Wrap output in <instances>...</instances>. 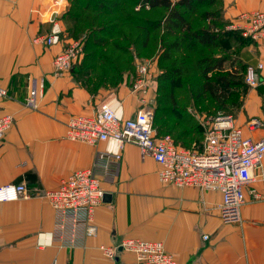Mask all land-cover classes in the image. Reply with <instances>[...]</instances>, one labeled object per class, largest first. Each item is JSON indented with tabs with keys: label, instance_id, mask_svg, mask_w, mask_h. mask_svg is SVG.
Here are the masks:
<instances>
[{
	"label": "crops",
	"instance_id": "0c3cea01",
	"mask_svg": "<svg viewBox=\"0 0 264 264\" xmlns=\"http://www.w3.org/2000/svg\"><path fill=\"white\" fill-rule=\"evenodd\" d=\"M73 0H0V85L9 92L0 99V116L10 113L14 124L0 140V186L24 182L32 193H46L81 168L92 167L105 142L96 145L66 137V122L73 114H93L113 98L124 104V115L134 116L137 101L123 90H92L75 78L73 68L57 75L54 58L70 39L74 21L69 14ZM264 9V0H223V21L243 11ZM53 21L62 29V41L47 45L37 41L48 35ZM249 64L264 63V43H251ZM45 83L37 108L26 103L29 88ZM244 133L258 139L264 133V69L260 83L241 96L233 114ZM253 120L262 125L250 128ZM113 173L97 168L109 201L97 208L84 246L69 248L54 242L39 244V234L54 227V211L40 198L0 203V264H133L134 256L120 251L107 258L100 245H120L125 238L159 240L175 255L177 264H264V160L252 185L261 193H247L237 221L219 216L221 193L194 187L163 184L160 165L143 156L139 147L125 146ZM250 188V187H249ZM248 188V190H249ZM41 203L43 211L41 212ZM44 233L43 235H47ZM204 235H209L204 239Z\"/></svg>",
	"mask_w": 264,
	"mask_h": 264
},
{
	"label": "built area",
	"instance_id": "2783aa9c",
	"mask_svg": "<svg viewBox=\"0 0 264 264\" xmlns=\"http://www.w3.org/2000/svg\"><path fill=\"white\" fill-rule=\"evenodd\" d=\"M226 27L239 30L254 43H264V9L243 11ZM61 35L59 23L53 21L50 33L36 40L47 45H58L62 41ZM82 55L81 42L70 43L55 55V73L63 75L69 72ZM263 69L264 63L261 61L247 65L245 80L250 87L260 83V72ZM152 70L149 62L136 65V78L131 89L137 101L134 116L126 117L122 101L113 98L104 101L93 114H73L68 118L67 139L93 145L105 142L107 146L98 151L97 161L92 167L73 171L55 188L46 191L54 211V227L45 232L50 235V243L47 245L54 242L69 248L85 245L87 235L95 230L92 220L105 195L102 179L96 170L99 168L106 175L113 173V165L121 159L122 150L129 144L139 147L143 156H152L160 165L158 177L161 183L221 193L217 208L223 221L239 219L247 193L256 199L262 197V193L252 184L262 178V174L257 176L255 171L262 168L264 160V133L258 139H253L235 124L232 115L219 114L204 125L201 150L185 149L172 136L159 135L154 126V109L151 105L154 100L150 85ZM44 95L45 83L42 80L36 87L29 88L26 103L37 108ZM8 96V90L0 85V99ZM13 124L12 114L0 116V140L7 135ZM261 125L259 120H253L250 128L256 130ZM28 192L24 182L3 184L0 186V203L17 201ZM43 234L39 236V244ZM208 238L209 235H204V239ZM119 247L134 256L133 264H177L175 255L167 251L164 243L159 240L125 238L120 245L101 244L99 248L107 258L115 260L120 253ZM53 264L60 263L55 260Z\"/></svg>",
	"mask_w": 264,
	"mask_h": 264
},
{
	"label": "rangeland",
	"instance_id": "374dc122",
	"mask_svg": "<svg viewBox=\"0 0 264 264\" xmlns=\"http://www.w3.org/2000/svg\"><path fill=\"white\" fill-rule=\"evenodd\" d=\"M123 1H126L127 7H132L129 4L131 1L134 4L137 3V0ZM176 1L174 0V2ZM222 1L215 0L214 5L198 7L195 13L188 12L187 16L191 19L193 27H208L209 23L213 21L219 26H223L216 16L220 11ZM139 6L138 4L136 7ZM133 11L138 17L149 19L150 22L145 23L147 26H156L151 31L150 41L145 47L142 46L144 27L136 28L132 22L128 26L122 27L130 29L131 34L128 37L105 34L109 44L104 47L91 46L93 39L85 40L86 36L91 35L90 32L88 33V28L92 29L91 23L80 22L84 29L78 28V31L75 32L68 30L67 37L71 39L66 46L72 42L80 41L83 53L95 56L105 54L109 55L112 60L109 65L97 62L94 69L90 71V73L93 71L91 77L79 76V70L75 71V76L80 80V83L88 85L93 91L102 86L114 92L123 90L128 97L133 96L131 89L136 78L137 63L149 62L153 69V79L150 85L154 99L151 105L154 109L155 128L160 133L172 136L185 149L201 150L204 140V125H207V121L219 114L234 116L233 114L241 102V96L249 88L244 80V73L250 62L248 58H251L253 54L251 43L237 33H220L218 37L222 39L223 43L219 47L198 45L192 50L184 48L182 51L169 52L167 44L174 40L175 35L170 34L163 25L158 26V21L164 19L167 10L158 8ZM108 18L110 16L105 17V20ZM93 34L97 37L103 35L98 31H93ZM168 55H171L172 59H168ZM184 56L186 58H183ZM220 59L223 60V68H215L205 77L204 70L210 61L215 65ZM172 60H178V63L183 64V74L176 72L177 66H171ZM88 61L90 65L87 67L91 68L95 62L89 59ZM223 81H229L231 84L228 98L219 95L211 96L204 91L205 89H202L205 83L214 87H223ZM200 126L203 127V130L200 129ZM33 197L49 202L45 192L32 193L29 191L21 199ZM42 211L43 204L41 203ZM43 233L45 232L40 234ZM41 247L43 246L41 245Z\"/></svg>",
	"mask_w": 264,
	"mask_h": 264
},
{
	"label": "trees",
	"instance_id": "16d2710c",
	"mask_svg": "<svg viewBox=\"0 0 264 264\" xmlns=\"http://www.w3.org/2000/svg\"><path fill=\"white\" fill-rule=\"evenodd\" d=\"M215 3V0H177L176 2H174V0H137V3L135 4L132 1L129 2L132 7H127L126 1L123 0H73V6L69 17L74 21V25L72 28H70V30L75 32L78 28L84 29L81 26V23H91L92 29L88 28V33L90 32L91 35L86 36L85 40L87 39L86 41H88L93 39L92 42L90 41L91 46L104 47L109 44V41L107 40L105 34H107L108 36L120 35L122 37H128V35L131 34L130 29L128 28L127 30L126 28L122 27L128 26L132 22L134 23V27L136 28H138L139 26L144 27V35L142 36V46L145 47L150 41L151 31L155 29L156 26L153 25L152 27L150 26V28L149 25L147 26L145 24L150 22L149 19L140 18L136 15L133 10H137L136 6L139 4L141 6L139 8V11L155 10L158 8H163L167 10V14L164 16V19L158 21V26L163 25L164 28L167 29L170 34L175 35L174 40L167 44V49L169 50V52L173 50L182 51L184 50V48L192 50L198 45L207 47H219L223 43L222 39L218 37L220 33H237L242 38L248 39L250 43H254L250 38L244 37L239 30L226 28V26L230 24L232 20L228 22L223 21L221 15L222 6L220 7V11L216 16L217 20L221 22L223 26H219L216 22L210 21L211 23H209L208 27H193L191 19L187 16V13H195L198 7L204 5L211 6ZM147 5L149 7H147ZM182 7L183 9H181ZM107 16H110V18L105 20V17ZM93 31L102 32L103 35H99L97 37L93 34ZM167 58L172 59L171 55H168ZM183 58H186V56H184ZM88 59L90 61L93 60V62H95L91 68L87 67L90 65ZM177 61L178 60H172L171 66H177L175 69L176 72H178V74H183L182 69L184 66L182 63H178ZM97 62H103L106 65H109L112 60L109 55L99 54V56H95L94 54H89L85 52L83 53L79 61L74 65L73 71L75 72L79 70V76L91 77L93 75V71L91 73L90 71L94 69V67L97 65ZM215 68H223L222 59H220L215 65H213L212 61H210L209 65L204 70V76L207 77L208 73L213 71ZM223 84V87H214L209 83H205L202 89H205L204 91L210 94L211 96L219 95L220 97L225 96L226 98H228V95L230 93L229 86L231 84L229 81H223ZM200 129L203 130V127L200 126ZM158 134L166 135L160 132H158ZM174 140L180 146L177 140Z\"/></svg>",
	"mask_w": 264,
	"mask_h": 264
},
{
	"label": "bare ground",
	"instance_id": "6f19581e",
	"mask_svg": "<svg viewBox=\"0 0 264 264\" xmlns=\"http://www.w3.org/2000/svg\"><path fill=\"white\" fill-rule=\"evenodd\" d=\"M50 243V235L49 233L47 235H42L40 238V245H47Z\"/></svg>",
	"mask_w": 264,
	"mask_h": 264
},
{
	"label": "water",
	"instance_id": "95a60500",
	"mask_svg": "<svg viewBox=\"0 0 264 264\" xmlns=\"http://www.w3.org/2000/svg\"><path fill=\"white\" fill-rule=\"evenodd\" d=\"M111 198V194L110 193H105L104 195V201H109ZM119 250L122 251L123 247H119Z\"/></svg>",
	"mask_w": 264,
	"mask_h": 264
}]
</instances>
